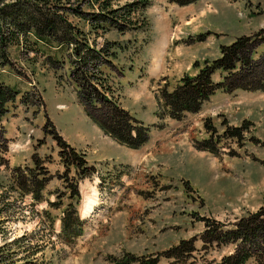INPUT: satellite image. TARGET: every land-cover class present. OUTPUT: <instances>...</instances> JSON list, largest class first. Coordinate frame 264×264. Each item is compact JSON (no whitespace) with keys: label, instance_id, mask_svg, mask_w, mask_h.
Masks as SVG:
<instances>
[{"label":"rangeland","instance_id":"rangeland-1","mask_svg":"<svg viewBox=\"0 0 264 264\" xmlns=\"http://www.w3.org/2000/svg\"><path fill=\"white\" fill-rule=\"evenodd\" d=\"M127 1L109 4L116 7ZM59 2L63 10L77 5L83 11H97L90 0ZM145 2L141 11L130 14L138 21L147 20L142 30L119 31L116 23L94 30L67 9L68 18L86 31L91 44L114 50V55H105L100 69L114 87L109 94H117L122 108L148 127L146 140L136 147L117 142L86 115L69 80L70 67L78 64L72 45L41 42L27 33L19 43L4 45L0 53L4 60L0 81L16 91L0 117L4 135L0 145L5 147L0 175L6 177V168L20 165L23 172L36 170L38 176H47L38 200L9 190L10 211L1 216L5 219L0 222V242L33 230L30 243L40 246L34 256L44 264H107L109 256L122 251L152 253L157 264H216L234 243L203 242V218L227 227L229 221L264 204L263 91L216 89L197 111L180 118L168 116L156 100L160 89L170 90L181 74L195 71L193 63L216 57L219 45L237 36L248 34L256 42L251 58L262 56L264 0ZM222 74L216 69L211 79L219 80ZM25 92L27 105L21 102ZM48 121L96 171L78 177L72 164L63 165ZM229 126H238L241 134L220 135ZM204 137L210 138L213 151L194 147ZM70 180L76 181V198L68 187ZM92 187L97 201L83 216L82 203ZM68 202L82 225L77 236L64 242L55 233ZM45 211L53 217L50 225ZM180 238L191 242L190 251L163 253ZM243 264H264V253Z\"/></svg>","mask_w":264,"mask_h":264},{"label":"trees","instance_id":"trees-1","mask_svg":"<svg viewBox=\"0 0 264 264\" xmlns=\"http://www.w3.org/2000/svg\"><path fill=\"white\" fill-rule=\"evenodd\" d=\"M90 1L96 3V12L83 11L77 5L65 6L66 8L63 10V4L59 0H0V53L1 55L4 53V45L10 42L19 43L21 35L24 36L27 33H31L41 42L48 43L47 40H54L59 44L72 45L78 64L70 67L69 80L75 85L76 98L86 115L104 133L112 136L117 142L128 147H136L146 140L148 127L122 108L118 103L117 94L112 92L114 97L109 94L114 90V87L107 81L100 69L105 55L109 53L114 55V50L103 46L95 47L91 44L86 31L77 29L68 18L69 11L67 9L80 15L83 21L94 30L98 27L105 29L106 24L110 23L111 25L116 23L114 27L119 31L125 27L142 30L147 26V20L142 18L138 21L133 19L130 14L141 11L147 2L145 0H129L116 7H110V0ZM172 1L182 5L195 0ZM117 17H122L123 21L119 22ZM200 35L202 37V34ZM255 43L247 34L235 37L230 43L220 44L219 54L216 57L210 60L204 59L200 64L193 63L195 71L181 74L170 90L160 89V95H156L158 104L168 116L180 118L182 113L197 111L200 104L216 89L230 91L234 88H258L264 92V54L258 59H253L250 56ZM3 62L4 60L1 59L0 63ZM216 69L223 71V74L219 80H212L211 73ZM15 94L16 91L0 81V117L6 111V102L13 100ZM27 96L26 92L21 96V102L26 105L29 102ZM48 123L59 147L58 155L63 165L68 168L72 164L78 177L96 171L93 164L87 163L84 153L71 147L56 132L50 121ZM203 125L210 126L206 120L203 121ZM240 134L238 126L225 127L220 133V135L235 138ZM0 138H4L3 128L0 129ZM210 141L209 137L201 138L197 140L194 147L211 152L213 148ZM3 145H0V153L5 148ZM37 162L39 161L33 156V163L38 164ZM6 169H8L5 172L6 177L0 175L2 178L0 180V222L5 219V216L1 217L4 215L3 212L10 211L8 206L10 201L6 200L9 190H15L18 196L29 193L33 199L38 200L41 196V189L47 180L46 174L38 176L40 172L36 170H33L32 173L23 172L25 168L20 165L10 166ZM68 182H70L68 187L71 194L76 198V181ZM48 204L54 205L55 202L48 200ZM44 214L50 225L53 217L47 211ZM203 219L205 225L201 233L203 242L234 243L232 251L223 254L216 264H243L249 257H259L264 253V204L229 221L227 227H224V224L216 219L209 217ZM59 220L61 228L55 235L60 240L68 242L78 235L82 220L72 209L70 202L63 208ZM33 235V230L31 232L24 230L7 240L3 238L0 242V264H44L41 262L42 260H38V257L34 256L40 246L31 245L30 238ZM191 249V242L188 239L180 238L163 253L171 256L174 250L185 252ZM157 259L158 257L152 253L122 251L109 256L107 264H157Z\"/></svg>","mask_w":264,"mask_h":264},{"label":"bare ground","instance_id":"bare-ground-1","mask_svg":"<svg viewBox=\"0 0 264 264\" xmlns=\"http://www.w3.org/2000/svg\"><path fill=\"white\" fill-rule=\"evenodd\" d=\"M97 201L96 196V189L94 187L91 188V192L87 194L83 200L82 203V215H88V213L91 211L93 204L95 205Z\"/></svg>","mask_w":264,"mask_h":264},{"label":"crops","instance_id":"crops-1","mask_svg":"<svg viewBox=\"0 0 264 264\" xmlns=\"http://www.w3.org/2000/svg\"><path fill=\"white\" fill-rule=\"evenodd\" d=\"M141 77H138V79H140Z\"/></svg>","mask_w":264,"mask_h":264}]
</instances>
